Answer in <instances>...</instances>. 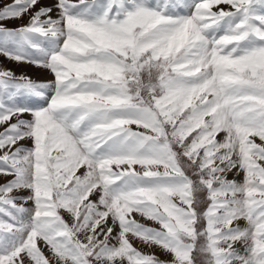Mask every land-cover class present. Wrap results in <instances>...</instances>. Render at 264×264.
<instances>
[{"label":"snow or ice","instance_id":"snow-or-ice-1","mask_svg":"<svg viewBox=\"0 0 264 264\" xmlns=\"http://www.w3.org/2000/svg\"><path fill=\"white\" fill-rule=\"evenodd\" d=\"M0 57V264H264V0H0Z\"/></svg>","mask_w":264,"mask_h":264},{"label":"rangeland","instance_id":"rangeland-1","mask_svg":"<svg viewBox=\"0 0 264 264\" xmlns=\"http://www.w3.org/2000/svg\"><path fill=\"white\" fill-rule=\"evenodd\" d=\"M41 3H54V0H41ZM40 5H37V7H39ZM53 15H55V13H53ZM27 16H25L24 17V19H22V20H10V21H7V23H6V26L7 27H9V28H14V27H16L17 25H20V24H23V23H26L27 22ZM19 21H21L20 23H18ZM16 22L18 23V24H16ZM2 59V60H1ZM0 62H2L3 63V61H5L4 63H7L8 64V66H9V69H13V70H15V66H16V63H14V62H12V61H9V60H7V59H5V58H3V57H0ZM12 65V66H11ZM18 65H20V64H17V66ZM23 65V64H22ZM10 66H11V68H10ZM18 68V71L19 72H16V74L17 75H20V74H25V75H27V76H29V77H31L33 80H39L38 79V74L41 72V71H45L44 69H41V68H37V67H35V66H32V65H29V64H26L24 67H17ZM35 70H36V73H35ZM38 70V71H37ZM38 72V73H37ZM19 73V74H18ZM46 73H47V75L48 74H50L49 76H48V80H51V79H53V77H52V74L50 73V72H48L47 70H46ZM37 77V79H35ZM46 79V78H45ZM45 79H43V80H45ZM27 118V117H26ZM133 127H135V126H133ZM21 143H23V144H25V145H30V141H28V140H25V141H22ZM232 178H235V179H237L238 181L239 180H241L242 179V176H235V174H230L229 175V179H232ZM27 206H30V205H27ZM241 224H243V222L241 221ZM134 243V242H133ZM135 245L137 246L138 245V243L136 242L135 243ZM141 250L142 251H145V252H148V251H153V252H156V254L160 257V259H162V260H169L170 259V257H168V256H166L164 253H162V252H160V251H158L157 249L156 250H153V249H151V250H144V249H142L141 248ZM162 255V256H161Z\"/></svg>","mask_w":264,"mask_h":264},{"label":"bare ground","instance_id":"bare-ground-1","mask_svg":"<svg viewBox=\"0 0 264 264\" xmlns=\"http://www.w3.org/2000/svg\"><path fill=\"white\" fill-rule=\"evenodd\" d=\"M16 24H18L17 22H16ZM2 60V59H1ZM0 60V61H1ZM5 61H3V63L2 62H0V66H2L3 68H7V69H9V66H8V64L7 63H4ZM15 63V62H14ZM26 64H20V65H18L17 66V63H16V66H15V70H13V69H11L13 72H19L18 71V68L17 67H24ZM12 66V65H11ZM11 66H10V68H11ZM38 71V70H37ZM35 73H36V70H35ZM38 73V72H37ZM19 74V73H18ZM50 74H48L47 75V73H46V70L45 71H41L39 74H38V79L40 80V81H46V80H48V76H49ZM46 78V79H45ZM35 79H37V77L35 78ZM43 79H45V80H43ZM140 248H141V246H139ZM147 250V249H146ZM159 251V250H158ZM163 253V252H162ZM162 256V255H161Z\"/></svg>","mask_w":264,"mask_h":264},{"label":"crops","instance_id":"crops-1","mask_svg":"<svg viewBox=\"0 0 264 264\" xmlns=\"http://www.w3.org/2000/svg\"><path fill=\"white\" fill-rule=\"evenodd\" d=\"M20 22H21V21H19L18 23H20ZM135 243H136V242L134 241V244H135ZM135 246H136V245H135ZM139 246H141V245L138 243V245H137L136 247L140 248ZM141 248L144 249V250H146V249L148 250V248H145V247H142V246H141ZM149 250H151V249H149ZM153 250H156V249L153 248Z\"/></svg>","mask_w":264,"mask_h":264}]
</instances>
